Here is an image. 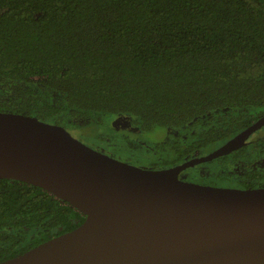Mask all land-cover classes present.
I'll return each mask as SVG.
<instances>
[{
  "label": "trees",
  "instance_id": "1",
  "mask_svg": "<svg viewBox=\"0 0 264 264\" xmlns=\"http://www.w3.org/2000/svg\"><path fill=\"white\" fill-rule=\"evenodd\" d=\"M0 111L192 129L173 164L215 148L264 114V0H0ZM255 145L214 159L211 181L264 184ZM83 220L40 187L0 179V262Z\"/></svg>",
  "mask_w": 264,
  "mask_h": 264
},
{
  "label": "water",
  "instance_id": "2",
  "mask_svg": "<svg viewBox=\"0 0 264 264\" xmlns=\"http://www.w3.org/2000/svg\"><path fill=\"white\" fill-rule=\"evenodd\" d=\"M264 116L209 154L143 169L61 125L0 111V179L40 187L83 216L0 264H264V187L187 182L184 169L248 144Z\"/></svg>",
  "mask_w": 264,
  "mask_h": 264
},
{
  "label": "rangeland",
  "instance_id": "3",
  "mask_svg": "<svg viewBox=\"0 0 264 264\" xmlns=\"http://www.w3.org/2000/svg\"><path fill=\"white\" fill-rule=\"evenodd\" d=\"M94 123H63L62 127L84 145L109 157L143 169H162L173 166L177 151H183L191 143L193 130L183 128H155L151 131L137 124L128 113H97ZM264 135V127L253 139ZM214 148L195 150L182 158L183 161L201 157ZM218 162L207 161L188 167L179 174V179L198 184H208L219 173ZM216 186L227 182L215 180ZM210 183V184H211Z\"/></svg>",
  "mask_w": 264,
  "mask_h": 264
},
{
  "label": "flooded vegetation",
  "instance_id": "4",
  "mask_svg": "<svg viewBox=\"0 0 264 264\" xmlns=\"http://www.w3.org/2000/svg\"><path fill=\"white\" fill-rule=\"evenodd\" d=\"M264 116V114L263 115H261L260 117H258L256 120H254L249 126H251L253 123H255L256 121H258L260 118H262ZM248 126V127H249ZM247 127V128H248ZM264 127V124L263 125H261L259 128H257L256 130H254L248 137H247V141H248V144L247 145H245V146H242V147H240L239 149H237V150H234V151H232V152H230V153H228V154H225V155H229V154H232V153H235V152H238L239 150H241V149H243V148H246V147H248V146H250V145H254V147H256V145H255V143L256 144H259V143H261L262 142V144L264 143V135H262V136H258L256 139H253L252 138V136H254L257 132H259L260 130H262V128ZM243 130H245V129H243ZM242 130V131H243ZM241 132V131H240ZM239 132V133H240ZM238 134V133H237ZM236 134V135H237ZM235 136V135H234ZM234 136H232V137H234ZM231 137V138H232ZM230 138V139H231ZM228 141V140H227ZM227 141H225V142H227ZM224 142V143H225ZM224 143H222V144H220V145H218L217 147H215L214 148V150H216L218 147H220L221 145H223ZM213 150V151H214ZM209 154V153H208ZM225 155H223V156H225ZM223 156H220V157H223ZM220 157H218V158H220ZM264 157V155L263 156H261V158H263ZM218 158H215V159H218ZM260 158V159H261ZM259 159V160H260ZM212 160H214V159H212ZM209 161H211V160H209ZM184 162V161H183ZM207 162V161H206ZM179 163H182V161H180V162H178V163H176V164H174V165H177V164H179ZM204 163V162H203ZM257 163H259L258 161H257ZM173 165V166H174ZM172 167V166H171ZM192 167V166H191ZM187 169V168H186ZM182 172V171H181ZM180 172V173H181ZM204 185H211V186H216L215 184H213V183H209L208 182V184H204ZM217 187H229V188H239V189H254V188H262V187H264V184H262V185H257V186H255V187H253V188H244V187H238V186H236V185H233V184H230V183H228L227 182V184H226V186H217Z\"/></svg>",
  "mask_w": 264,
  "mask_h": 264
}]
</instances>
